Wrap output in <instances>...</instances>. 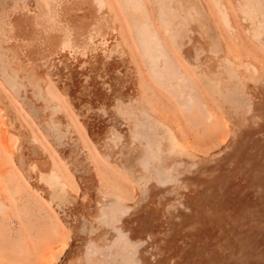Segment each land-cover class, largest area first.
<instances>
[{
    "label": "rangeland",
    "instance_id": "obj_1",
    "mask_svg": "<svg viewBox=\"0 0 264 264\" xmlns=\"http://www.w3.org/2000/svg\"><path fill=\"white\" fill-rule=\"evenodd\" d=\"M0 264H264V0H0Z\"/></svg>",
    "mask_w": 264,
    "mask_h": 264
}]
</instances>
